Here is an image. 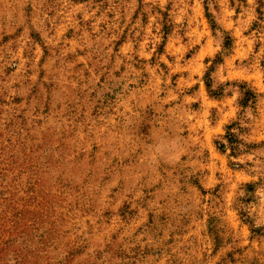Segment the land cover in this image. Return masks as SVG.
Wrapping results in <instances>:
<instances>
[{"label": "rangeland", "instance_id": "obj_1", "mask_svg": "<svg viewBox=\"0 0 264 264\" xmlns=\"http://www.w3.org/2000/svg\"><path fill=\"white\" fill-rule=\"evenodd\" d=\"M0 264H264V0H0Z\"/></svg>", "mask_w": 264, "mask_h": 264}, {"label": "trees", "instance_id": "obj_2", "mask_svg": "<svg viewBox=\"0 0 264 264\" xmlns=\"http://www.w3.org/2000/svg\"><path fill=\"white\" fill-rule=\"evenodd\" d=\"M240 86H241V92H242V97L240 99V103L243 106H245L250 100L256 98V93L252 89L248 88L246 86V84H241ZM237 127H238V129H241V125L238 122H237ZM228 128H229V126H228ZM234 135H235V133L232 131H228V133L226 134V137L228 138L227 140L229 141V143L234 142ZM221 145L224 146V144H221Z\"/></svg>", "mask_w": 264, "mask_h": 264}]
</instances>
